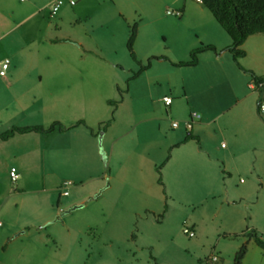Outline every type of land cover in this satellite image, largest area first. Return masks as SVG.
Here are the masks:
<instances>
[{
  "label": "crops",
  "instance_id": "obj_1",
  "mask_svg": "<svg viewBox=\"0 0 264 264\" xmlns=\"http://www.w3.org/2000/svg\"><path fill=\"white\" fill-rule=\"evenodd\" d=\"M13 1L0 0V65L8 60L7 70L0 75V134L11 128L46 129L54 122L66 130L0 140V176L15 184L11 193L23 192L22 184L36 186L43 181L61 186L75 181L72 176H88L98 178L99 182L108 178L103 190L110 211L116 205L127 206L130 202L131 207L120 208L128 215L126 221L132 213L136 215L135 207H149L155 200L154 187L161 188V197L172 204L211 201L218 203L219 208L233 207L239 216L243 214L252 200L254 185L259 182L264 187V112L258 111V102L264 101V87L260 94L249 73L238 69L226 50L231 39L202 4L189 7L184 3L176 10L181 13L178 20L169 19L186 21L189 30L196 34L195 41L187 35L177 37L184 51L182 57L166 53V48L164 52L140 55L137 49L141 41L150 49L157 37L167 41L169 33L158 26L148 28L134 23L140 17L138 8L123 19L125 30L119 29L110 44L115 49L123 42L126 48L129 28L136 24L133 52L137 61L144 65L143 61L156 58L151 59L144 73L155 63V71L166 76L165 82L171 78V83H163L166 88L162 98H171L173 94L180 98L177 103L171 98L169 106L161 99L165 112L160 105L151 107L147 110L149 117L140 120L150 124L129 129L119 124L117 112L119 105L141 92L137 84L130 88L129 83L142 73L126 80L116 72L117 65L108 58V53L90 51L73 32L82 22L76 12L68 23L71 32L65 33L63 20L57 14L59 9L50 17V0H19L18 6ZM149 11L147 8L146 15ZM200 46H213L216 51L200 53L194 67L172 65L188 61L190 52ZM240 49L245 53L238 61L240 66L264 78V34L248 37ZM170 72H183L173 85ZM118 89L123 91L121 97ZM108 101L118 103L114 107ZM179 103L183 111L177 113ZM193 112L199 118L192 122L189 132L185 126L178 130V125L169 141L160 144L159 123L170 120L176 113L180 122L186 123ZM110 118L111 123L102 129ZM78 122L83 125H76ZM188 133L197 141H184ZM218 140L227 143L218 149ZM99 147L107 153L108 175L102 169ZM160 165L161 186L155 171ZM10 168L15 169V181L9 177ZM185 170L193 180L192 188L186 191L182 178ZM231 180H236L237 186L231 187ZM77 202L80 201H67L65 208ZM43 213L36 210L33 214L42 218ZM1 227L0 245H7L6 253L12 251L11 256L22 259L24 247L14 244L18 236H25L30 230L15 221ZM246 229L256 235L262 232L253 218H248ZM15 232L18 233L13 237ZM243 236L246 238L245 233ZM34 238L40 239L39 231ZM244 243L248 249L257 247L252 239ZM217 256L219 263V253ZM245 256L242 264H251Z\"/></svg>",
  "mask_w": 264,
  "mask_h": 264
},
{
  "label": "rangeland",
  "instance_id": "obj_2",
  "mask_svg": "<svg viewBox=\"0 0 264 264\" xmlns=\"http://www.w3.org/2000/svg\"><path fill=\"white\" fill-rule=\"evenodd\" d=\"M69 1L63 0L57 12L64 23L63 31L71 32L68 23L71 21V14L76 12L77 19L82 22L75 26L73 32L77 33V37L84 41L90 51L104 55L108 53V58L117 65L116 72L126 80L135 73L137 67L130 59L123 42L115 49L110 42L119 29L125 30L123 19L126 15H132L133 9L140 10V17H136L134 23H142L148 28L158 26L169 33L167 41H163V37H157L150 49H146L144 41H141L137 51L142 56L145 53L164 52L166 48V53L182 57L184 51L179 47L177 37L187 35L189 40H196L195 32L189 30L186 21L173 22L169 19L178 18L167 15L166 11H176L184 3L189 7L199 6L198 3L183 0H71L74 5L70 6ZM13 4L18 6L19 0H14ZM147 8L150 11L146 15ZM155 67L156 64L152 63L149 71L143 72L138 79L129 83L130 88L137 84L141 92L119 105L117 118L119 124L126 128H145L149 125L147 122L140 123V120L149 117L147 110L151 107L158 108L160 105L165 112L161 103L162 93L166 88L163 83H171V78L165 82L166 76L156 72ZM170 73L174 78L173 85L183 72ZM149 84L152 86H148ZM171 98L174 103L180 99L177 94H173ZM177 110V113L182 112L183 105L179 103ZM175 115L170 120L159 123L160 144L167 143L176 131L171 126L173 122L179 125L178 130L184 127L185 122H180ZM101 133L102 131L97 136L98 142ZM226 143L225 140H218V149ZM98 150L104 162L102 169L108 175V166L105 164L107 153L104 152V155L101 147ZM72 177L76 180H71L72 185L67 187L63 183L59 186L56 182L44 184L42 181L36 186L22 184L23 192L17 190L16 193H11L15 184L5 180L3 175L0 176V222L6 226L15 221L30 230L25 236H18L20 238L14 244H22L24 247L23 258H14V255L11 256L12 251L6 253L7 245H0V264H198L199 260H209L213 254L218 253L221 261L214 264H232L235 252L248 240L243 236L248 231V218H253L262 231L257 235L264 239V187L259 182L254 185L252 200L241 216L236 208H219L218 203L211 201L172 204L161 197V188L154 187L155 200L149 207H135L136 215L132 213L126 221L128 215L125 216L120 208L131 207L130 202L127 206L124 203L120 207L116 205L114 210L108 209L103 190L108 185V178L99 182L98 178L93 180L88 176ZM182 178L184 191L192 188L193 180L188 178V171L185 170ZM237 184L236 180L230 182L231 187ZM64 191H67V196L62 194ZM71 200L80 202L65 208L67 201ZM74 206L79 207L68 211ZM36 210L44 212L42 218L33 214ZM38 223L43 224L39 226ZM185 228L191 229L194 236L185 235ZM37 231L40 239L34 238ZM16 233L18 232L13 237ZM246 249L245 257L251 264H264V253L257 247L253 245Z\"/></svg>",
  "mask_w": 264,
  "mask_h": 264
},
{
  "label": "trees",
  "instance_id": "obj_3",
  "mask_svg": "<svg viewBox=\"0 0 264 264\" xmlns=\"http://www.w3.org/2000/svg\"><path fill=\"white\" fill-rule=\"evenodd\" d=\"M201 4L209 11L214 20L223 29V31L231 39V45L226 50L231 54L232 60L235 62L238 69L249 73L254 87L261 94L264 87V78L255 76L253 73L244 70L240 64L239 59L242 58L245 53L240 49L244 41L256 34H264V0H202ZM136 37V24H133L129 28V35L126 42V50L129 54L130 59L138 66L137 72L133 73L130 79H134L141 73L146 71L150 66L151 58L144 65H141L133 52V43ZM205 51L215 52L213 46H200L194 49L189 54V59L186 62L172 63L174 67H194L198 62V55ZM260 85V86H259ZM259 86V87H258ZM118 95L121 97L123 91L118 89ZM118 101H108L109 105L116 106ZM112 121L110 118L104 122L102 129H105ZM83 123L78 122L76 125ZM66 128L61 124L54 122L48 128L43 129L41 127H26V128H11L10 130L0 134V140L6 141L15 135H22L27 133H38V134H49L52 132H63ZM195 140L197 138L189 135L184 139ZM162 165L156 168L158 175L157 183L162 185L160 177V169ZM248 239H252L255 245L264 251V242L260 236H257L255 232L251 231L246 234ZM246 244L243 243L233 256L232 264H242L243 258L246 254ZM204 261H198V264H204Z\"/></svg>",
  "mask_w": 264,
  "mask_h": 264
},
{
  "label": "built area",
  "instance_id": "obj_4",
  "mask_svg": "<svg viewBox=\"0 0 264 264\" xmlns=\"http://www.w3.org/2000/svg\"><path fill=\"white\" fill-rule=\"evenodd\" d=\"M183 1L184 2L191 1V2H194V3H198V4H201V2H202V0H183ZM62 4H63V0H50V17H52L57 12V10L62 6ZM69 5H71V6L74 5V2L70 0L69 1ZM166 14L170 15V16H173V17H176V18L180 17V15H181L180 11H169V10L166 11ZM7 68H8V60H5L0 65V75L1 76L4 75V73L7 70ZM163 102H164V104L166 106H169L170 103H171V98L170 97H164L163 98ZM258 111L260 113L264 112V101H259L258 102ZM198 118H199L198 114H196L194 112L190 114L189 120L184 124L185 129H186L187 132L190 131V129L192 127V122L194 120H197ZM171 126H172V128H176L178 126V124L173 122ZM9 177H10L11 181H15L16 180L17 176H16V172H15L14 168H10ZM70 184H71L70 182H65L63 185L65 187H67V186H70ZM63 194L67 195V192H64ZM1 226H2V224L0 222V227ZM183 233L185 235H187L188 237H193L194 236V232L191 229H189V228H185L183 230ZM261 240L264 242V239L261 238ZM217 262H218V256L213 254L210 257L209 260H206V262L204 264H214V263H217Z\"/></svg>",
  "mask_w": 264,
  "mask_h": 264
},
{
  "label": "water",
  "instance_id": "obj_5",
  "mask_svg": "<svg viewBox=\"0 0 264 264\" xmlns=\"http://www.w3.org/2000/svg\"><path fill=\"white\" fill-rule=\"evenodd\" d=\"M78 207H79V206H74V207L70 208L68 211L74 210V209H76V208H78Z\"/></svg>",
  "mask_w": 264,
  "mask_h": 264
}]
</instances>
